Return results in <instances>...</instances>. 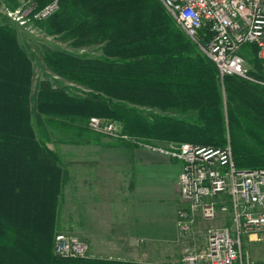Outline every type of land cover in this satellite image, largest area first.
<instances>
[{"label": "trees", "instance_id": "16d2710c", "mask_svg": "<svg viewBox=\"0 0 264 264\" xmlns=\"http://www.w3.org/2000/svg\"><path fill=\"white\" fill-rule=\"evenodd\" d=\"M33 1L42 7L51 0ZM40 26L72 47L102 51L96 58L44 55L50 72L85 89L80 97L39 82L35 125L45 139L50 127L70 137L57 142H77L89 135V118L99 117L120 122L135 143L216 148L228 141L238 169L264 168V85L237 76L220 83L214 64L158 0H59ZM253 62L250 75L264 82ZM32 78L15 31L0 24V264H132L51 252L61 170L56 151L36 138Z\"/></svg>", "mask_w": 264, "mask_h": 264}, {"label": "built area", "instance_id": "2783aa9c", "mask_svg": "<svg viewBox=\"0 0 264 264\" xmlns=\"http://www.w3.org/2000/svg\"><path fill=\"white\" fill-rule=\"evenodd\" d=\"M183 34L215 66L219 79L237 76L264 85L245 67L243 47L254 50L264 71V0H158ZM59 9V0L42 7L26 3L4 9L20 24L44 21ZM90 131L127 139L113 120L90 117ZM180 163L175 225L187 237L179 264H250L243 241L264 234V168L238 169L229 144L204 147L190 143H138ZM209 223L200 227L199 223ZM85 243L58 233L53 255L62 259L88 257Z\"/></svg>", "mask_w": 264, "mask_h": 264}, {"label": "crops", "instance_id": "0c3cea01", "mask_svg": "<svg viewBox=\"0 0 264 264\" xmlns=\"http://www.w3.org/2000/svg\"><path fill=\"white\" fill-rule=\"evenodd\" d=\"M81 140L55 150L58 228L85 243L90 260L174 263L189 243L175 225L180 163L129 139Z\"/></svg>", "mask_w": 264, "mask_h": 264}, {"label": "rangeland", "instance_id": "374dc122", "mask_svg": "<svg viewBox=\"0 0 264 264\" xmlns=\"http://www.w3.org/2000/svg\"><path fill=\"white\" fill-rule=\"evenodd\" d=\"M26 3H32L36 7H38L37 3L33 0H17L16 5L13 3L12 0H0V24L1 25H7L11 27L16 34V39L20 47L24 50V52L27 54L33 70V78L31 83V109H32V124L35 130L36 138L44 141L45 145L52 150H56V148L59 146L58 144H63L61 142H57L58 139L65 136L64 138H67V140L70 138L65 133L59 131L52 133V128L48 127L47 133L48 138L45 139L43 137V134H41L37 129V126L35 125V109H34V100H35V94L37 91V87L40 81H48L52 87L57 89H64L67 93L74 96H83V94L80 92L81 90H85L84 88L78 86L75 83L68 82L59 76L53 74L50 72L43 62L44 55L51 52H64L73 56L81 57V58H96L102 55L101 46L100 45H92L88 47H81V48H75L72 47L70 44V41L61 40L60 35L55 36H49L47 35L44 30L41 28V24L45 21H32L28 22L26 24H20L16 21L12 20L11 18L7 17L4 13V9L8 8L9 10H16ZM241 53L245 57V67L249 72H255L257 69L253 62V54L252 52L248 51L246 47H243L241 49ZM219 82L221 83V80L219 79ZM150 112L156 113V114H163L156 110H149L144 109V114H149ZM165 115V114H163ZM105 119V118H103ZM109 120V119H108ZM116 121V120H113ZM118 122V121H116ZM88 123V122H87ZM120 125L121 123L118 122ZM89 135H87V138H91L90 141L94 140V138L97 139H111L116 141H121L122 139H115L110 136L95 133L89 130ZM56 133V134H55ZM228 132L226 133V135ZM86 137V136H85ZM228 137V136H227ZM83 140H77V142H80ZM228 144V141H227ZM58 145V146H57ZM57 153V152H56ZM61 188V185H60ZM61 193V189L59 191V194ZM58 194V196H59ZM58 199V197H57ZM59 211V205L56 206V219L54 221L55 225V231L53 233V244H54V237L58 233H64L73 235L70 230L58 228V216L57 212ZM207 226V225H206ZM203 227V226H200ZM75 236V235H73ZM3 239H0V243L3 242ZM53 244L51 252L53 253ZM243 249L245 252L250 255V264H264V234L258 236L256 240H253L251 242L243 241ZM182 254V253H181ZM89 257V252H88ZM180 257H177L176 261L172 264H179L180 263Z\"/></svg>", "mask_w": 264, "mask_h": 264}]
</instances>
